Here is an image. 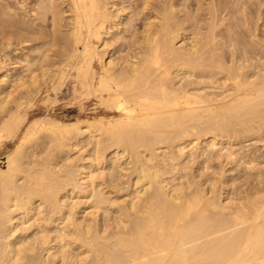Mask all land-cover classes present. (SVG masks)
<instances>
[{
  "label": "bare ground",
  "instance_id": "bare-ground-1",
  "mask_svg": "<svg viewBox=\"0 0 264 264\" xmlns=\"http://www.w3.org/2000/svg\"><path fill=\"white\" fill-rule=\"evenodd\" d=\"M8 1L0 264H264V154L232 147L264 142L263 36L217 0ZM65 89L106 116L52 117Z\"/></svg>",
  "mask_w": 264,
  "mask_h": 264
},
{
  "label": "rangeland",
  "instance_id": "rangeland-1",
  "mask_svg": "<svg viewBox=\"0 0 264 264\" xmlns=\"http://www.w3.org/2000/svg\"><path fill=\"white\" fill-rule=\"evenodd\" d=\"M3 1H5V0H0V6L2 5V7H0V13L2 12V11H4V10H6L5 12H7V0H6V3L4 2V4H3ZM10 1H12V0H9L8 2H10ZM182 1V3H180ZM184 1V2H183ZM190 0H180V1H178L180 4H181V6H180V8L182 9V10H185L184 11V13H188V14H190V15H197L198 14V9H195V8H197V0H191L190 2H189ZM221 1V2H220ZM228 1H230V3H233V1L234 2H239V3H237L236 5H235V8L236 9H238V13L236 12V15L233 17V16H231L232 14H230L229 15V13H228V11L226 10L227 8H228V6L230 5L231 6V4H227V3H229ZM2 2V3H1ZM189 2V3H188ZM217 2V6H218V8H219V6H220V8H219V18L221 19V21H220V19H219V21H220V23H222L223 25L221 26H218V29H217V31L219 32V33H221V34H223V35H226L225 33H227V31H228V29H233L234 28V30H235V28L236 29H238V30H235V31H238L239 33H238V35H241L242 37H247L245 40L246 41H252L253 39H254V33H256V34H258V35H260V37H262L263 36V38H264V6H262V5H264L263 3V1L262 0H251V1H249L248 0V2H247V0H244V3H242L243 2V0H241V2L240 1H238V0H217L216 1ZM220 4H219V3ZM246 2H247V4H250V7L249 8H247L249 5H247L246 4ZM251 2V3H250ZM254 2V3H253ZM255 2L256 3H260L261 4V2H262V5L260 6V4H255ZM186 3L187 4H190L189 6H190V9L188 10V8H189V6L188 5H186ZM194 3H196L195 5H194ZM5 4H6V6H5ZM219 4V5H218ZM224 5V7H225V9H224V7H223V5ZM226 4L228 5V6H226ZM238 4H240V5H238ZM243 4V5H242ZM256 5L258 6V7H256ZM183 6V7H182ZM185 6V7H184ZM229 6V7H230ZM240 6V7H239ZM242 6V7H241ZM244 6V7H243ZM247 6V7H246ZM255 6V7H254ZM188 7V8H187ZM246 7V8H245ZM254 7V8H253ZM6 8V9H5ZM185 8V9H184ZM187 8V9H186ZM222 8H223V10H222ZM241 8V9H240ZM253 8V9H252ZM259 8H260V10H259ZM262 8V9H261ZM188 10V11H187ZM190 10H192V11H190ZM222 10V11H221ZM225 10H226V12L228 13V14H226V12H225ZM242 10V11H241ZM190 11V12H189ZM195 11H196V13H195ZM241 11V12H240ZM246 11V12H245ZM249 11V12H248ZM258 11H261V12H258ZM200 12V11H199ZM225 12V13H224ZM222 13V14H221ZM255 13V14H254ZM262 13V14H261ZM224 14V15H223ZM238 14H240L239 15V17L237 16ZM247 14V15H246ZM250 14H252V16L250 15ZM223 15V16H222ZM228 15V16H227ZM260 15H262V16H260ZM227 16V17H226ZM237 16V17H236ZM4 18H5V16H3ZM222 17H224V18H222ZM233 18V22H232V19L231 18ZM246 18L245 20H247L246 22L247 23H244L245 21L244 20H241V18ZM251 17V18H250ZM259 17V22H258V18ZM262 19H261V18ZM0 18H2V16H1V14H0ZM228 18V19H227ZM236 18V19H235ZM242 18V19H243ZM248 18H249V20H248ZM222 19H223V22H222ZM252 19V20H251ZM255 19H257V20H254ZM225 20H226V22H225ZM235 21V22H234ZM243 21V22H242ZM250 23H249V22ZM0 22H1V19H0ZM228 22H231V24L230 23H228ZM238 22V23H237ZM262 22V23H261ZM228 23V24H227ZM240 23V24H239ZM253 23V24H252ZM259 23V24H258ZM236 24V25H235ZM238 24V25H237ZM250 25V27H252L253 28V30H252V28H251V30L253 31V32H251V30H250V27H249V25ZM3 25H5V24H3ZM3 25H1V23H0V27H2ZM232 25V26H231ZM235 25V26H234ZM241 25V26H240ZM244 25V26H243ZM226 27V29L227 30H225L224 28ZM228 26V27H227ZM234 26V27H233ZM238 26H240V27H238ZM246 26V27H245ZM248 26V27H247ZM263 26V27H262ZM5 27H6V25H5ZM5 27L3 26L2 27V29L5 31H7V27H6V29H5ZM222 27V28H221ZM238 27V28H237ZM259 28V29H258ZM222 29V30H221ZM224 29V30H223ZM240 29H241V32H240ZM242 30H246V31H242ZM250 30V31H249ZM255 30V31H254ZM258 30V31H257ZM230 31H233V30H230ZM248 31V32H247ZM252 33V34H250V33ZM261 34H260V33ZM241 33V34H240ZM246 33V34H245ZM244 35V36H243ZM247 35V36H246ZM250 35H252V36H250ZM253 37V38H252ZM262 38V39H263ZM248 39V40H247ZM1 41H5V40H3V39H0ZM5 49V50H4ZM7 49V46H5V47H3L2 49H0V71H4L7 67H10L9 66V63H10V59H8V58H11V57H18L20 54H17V56H15V54L12 56V54H9V52L8 51H10V50H8ZM3 51H4V53H3ZM37 52H38V50H36ZM35 51V53L36 54H38V55H40V53L38 52H36ZM2 52V53H1ZM228 52L229 51H225V57H227V54H228ZM9 55V56H8ZM10 55H11V57H10ZM3 56V57H2ZM7 57V59H6V57ZM2 57V58H1ZM28 58V57H27ZM8 60V61H7ZM28 60H29V58H28ZM28 60H27V62H28ZM25 60H22L21 61V63L19 64V66L21 67V68H19L18 70H20V69H22V70H20V71H24L23 73H27V62L25 61ZM4 62H6V63H8V64H6V63H4ZM24 62V63H23ZM24 64H26V65H23ZM33 66V65H32ZM1 68H4L3 70H1ZM26 68V69H25ZM66 90V91H65ZM64 91H63V93H58L57 92V94H52V97L53 98H51V96L49 97L50 99H49V101L51 100V99H55V100H58V98H59V100H58V102H56L57 103V105H56V103H54L55 102V100H52V102L50 101H48L49 102V105H48V102L46 103V100H45V104H46V106L44 107V110L45 111H47V110H50V111H52L53 113H54V116L52 115V117H55L56 119H58V120H60V121H68V122H73V123H76V121L75 120H84V119H86V121L89 119V120H91V121H93L91 118L93 117V116H95V115H97V116H95L94 118H98V117H100V116H106L105 114H103V113H98L97 114V107H98V105H97V103L94 101V100H91V101H87V99L84 97V96H80V98H79V96H78V98H77V96H76V98L77 99H81V98H83V101H84V103L82 102V99L80 100V102L76 99V102H77V104H76V106L75 105H72V104H75V103H73L74 102V100H75V98L73 97V96H71L72 98H74V99H71L69 96L71 95V92L68 90V89H65ZM69 92H68V91ZM66 93V94H65ZM69 95H68V94ZM63 94V95H62ZM51 95V94H50ZM68 95V96H67ZM55 96H56V98H55ZM59 96V97H58ZM60 96H61V99H60ZM62 96H63V99H62ZM65 98V99H64ZM69 100H68V99ZM70 102V103H69ZM72 102V103H71ZM59 103V104H58ZM89 103V104H88ZM92 103H94V104H92ZM96 103V104H95ZM53 104H55L54 106H53ZM68 104V105H67ZM70 104V105H69ZM72 105V106H71ZM80 105V106H79ZM50 106V107H49ZM51 106L53 107V109H51ZM89 106V107H88ZM95 107L96 106V108H92V107ZM50 108V109H49ZM90 108V109H89ZM93 109H95V111L93 110ZM83 110V112H81V111ZM85 111H86V113H85ZM88 111V112H87ZM90 111H92V112H90ZM95 113H94V112ZM56 113V114H55ZM95 114V115H94ZM101 114H103V115H101ZM90 115V116H89ZM65 116V117H64ZM65 118V119H64ZM61 119H63V120H61ZM70 119V120H69ZM75 122H74V121ZM79 120V121H80ZM6 135H7V133L5 134V135H2L4 138L6 137ZM2 136H0V138L2 139ZM0 139L1 140V143H0V167H2V168H6V164H7V154H9V153H11V151L13 150V148H14V146H11V144H10V142L12 143V141H10V140H7V137L5 138V139ZM255 140L256 139H253V140H249V141H243V142H234L233 143V148L235 149V153H239V152H241V151H248V153H250L251 155H253V156H256V157H258L259 159H262V155L264 154V142L263 141H257V142H255ZM253 142H255V143H253ZM12 145H13V143H12ZM217 146V145H216ZM216 148V147H215ZM201 149L203 150V149H207V150H212V148L211 147H206V146H204V145H202L201 146ZM213 151H214V149H213ZM235 168V167H234ZM236 168H239L240 169V167H236ZM236 171H238L237 169H236ZM240 171V170H239ZM243 171V169L240 171V172H242ZM233 173H235V170H234V172ZM237 174V173H236ZM235 176H238V174L237 175H235ZM240 178H243V176L241 177H239L238 178V180L237 181H239L240 180Z\"/></svg>",
  "mask_w": 264,
  "mask_h": 264
}]
</instances>
